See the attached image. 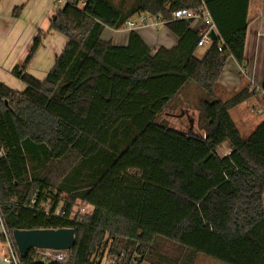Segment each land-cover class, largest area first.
I'll return each mask as SVG.
<instances>
[{"label": "trees", "instance_id": "16d2710c", "mask_svg": "<svg viewBox=\"0 0 264 264\" xmlns=\"http://www.w3.org/2000/svg\"><path fill=\"white\" fill-rule=\"evenodd\" d=\"M63 1L48 31L66 44L46 78L26 73L39 33L12 70L24 91L0 84V218L11 239L15 230L72 229L63 264H102L105 251L106 264H130L157 238L191 257L264 264V119L243 139L229 111L254 92L215 94L226 60L243 65L249 0H136L129 13L108 0ZM201 4L219 39L197 59L205 31L170 18ZM140 14L166 21L177 45L153 53L133 30L124 47L101 40L104 28ZM188 85L203 135L160 120L175 102L185 114ZM40 258L31 250L19 261L58 264Z\"/></svg>", "mask_w": 264, "mask_h": 264}, {"label": "crops", "instance_id": "0c3cea01", "mask_svg": "<svg viewBox=\"0 0 264 264\" xmlns=\"http://www.w3.org/2000/svg\"><path fill=\"white\" fill-rule=\"evenodd\" d=\"M108 1L112 6L114 5L111 0ZM54 3H57V1L0 0V84L18 93L24 91L25 85L12 75V70L22 65L33 39L39 33L43 35L41 46L29 62L26 73L39 81L46 78L54 65L55 59L66 44V39L63 36L58 33L55 35L56 32L54 31H48L50 20L48 23L47 18L53 11ZM126 6H128L127 3ZM247 20L243 65L239 66L233 58L229 57L224 64L216 87L218 94L216 97L220 100H226L242 89L254 92L251 98L229 111L230 118L243 139H246L264 119V91H262L264 76V0H249ZM125 23L120 30L104 28L100 36L101 40L117 47L126 46L131 31L125 27ZM211 23L212 21L209 22L205 19H196L191 23V29L203 32L211 26ZM133 32L153 53L159 48L169 50L178 43V38L164 24L137 28ZM204 46L209 48L210 45ZM241 69L244 70L243 77L240 74ZM194 93L195 96L198 94L196 88L193 85H188L183 91L185 100L189 99L191 101L194 96L189 97ZM193 112L196 113L197 111L193 109ZM254 112L262 114V117L255 122L252 119ZM241 131L246 136H242ZM220 148L224 149L225 154L229 150L227 144L221 145L217 151ZM0 251L2 254V246H0ZM2 256L0 257V264H4L1 260Z\"/></svg>", "mask_w": 264, "mask_h": 264}, {"label": "rangeland", "instance_id": "374dc122", "mask_svg": "<svg viewBox=\"0 0 264 264\" xmlns=\"http://www.w3.org/2000/svg\"><path fill=\"white\" fill-rule=\"evenodd\" d=\"M111 2L114 3L113 6L115 8L122 10L125 13H129L132 10V8L135 6L136 0H111ZM126 3L128 6H126ZM61 7H62L61 4L58 5L57 3H54L53 11L49 14V16L47 18L48 23H49V20L52 21V18L55 17L57 11ZM55 35H57V33ZM59 44H61V43L59 42ZM207 48H208L207 46H204L203 48H199L196 51L195 57L200 59L201 56L204 54V51L207 50ZM243 68H244V66H243ZM242 69L240 70L241 77L244 76V70H242ZM216 95L218 96L217 92H216ZM191 97H193L192 101L182 104V106L184 108H186L185 114L183 112L180 113V111H178V109H176V107H178L179 105H177L178 102H175L172 106L175 108H172L171 114L161 116L160 120L164 121L167 125H169L172 128H175L177 130L178 129L179 130L188 129V127L191 126L190 122L192 121L193 122L192 129L195 132L203 135L204 134L203 131H197L198 125H196V124H197L198 112H196V113L193 112V109L196 108V103L194 102V99L196 100L195 93H194V95H191L189 98H191ZM258 113H260V112H258ZM181 114H183V115H181ZM261 117H262L261 113L257 114L256 112H254L252 119L255 122V121L259 120ZM241 134H242V136H246V134L243 131H241ZM218 153H219V155L222 156L223 154H225L224 149L220 148L218 150ZM119 251H121V250H119ZM6 253H7L6 250L3 248L2 254L0 251V257H1V255H3L2 256V259H3V257L6 255ZM106 253H107V251H105V257H104L105 261L111 259L110 257H108L106 255ZM126 255L128 257V253L125 254V260H126ZM136 257H138V258L136 259ZM130 260H131L130 264H221L219 262H216L214 260H211V259L206 258V257L201 256V255H196L194 257H191L188 252L181 249L177 244L170 242V241H167V240H164V239H161V238L155 239L152 243H150V245L148 247H146L143 260H140L139 255L136 256L135 254L130 256ZM40 261L43 263L49 262V260H47L46 258H43V257L40 258ZM111 262L109 264H112Z\"/></svg>", "mask_w": 264, "mask_h": 264}, {"label": "built area", "instance_id": "2783aa9c", "mask_svg": "<svg viewBox=\"0 0 264 264\" xmlns=\"http://www.w3.org/2000/svg\"><path fill=\"white\" fill-rule=\"evenodd\" d=\"M57 3L63 4V0H56ZM196 19H205L207 21H211L210 15L208 11L205 9V7L201 4L199 7L193 10H177L175 11L170 20L171 21H193ZM166 21H163L160 17H152L147 14H140L134 19L127 20L125 23V27L132 31L137 28L142 27H150V26H156L160 24H165ZM214 30L215 34L217 35V40L219 39V35L211 23V26L208 27V29L205 31V33L202 35L201 39L197 43L198 47H202L204 45H211L213 41L210 40L208 37V33ZM222 43L218 44V51H221ZM229 152H227L225 155H228ZM87 208L82 206L80 208V213L83 214L87 210ZM55 216H64V214L60 213V211H57L55 213ZM0 246H2L6 250V255L3 257L2 261L4 264H20L19 261V253L17 251V248L14 244V241L11 239L7 231L5 230L1 218H0ZM38 256L46 258L50 262L63 264L68 260V251H53V250H36ZM106 261H103L102 264H106Z\"/></svg>", "mask_w": 264, "mask_h": 264}, {"label": "water", "instance_id": "95a60500", "mask_svg": "<svg viewBox=\"0 0 264 264\" xmlns=\"http://www.w3.org/2000/svg\"><path fill=\"white\" fill-rule=\"evenodd\" d=\"M208 37L213 42L217 40L214 30L208 33ZM190 123L192 126V121ZM12 238L20 256L31 250L70 251L75 244L72 229L15 230Z\"/></svg>", "mask_w": 264, "mask_h": 264}]
</instances>
